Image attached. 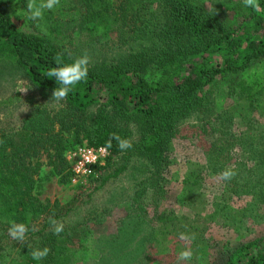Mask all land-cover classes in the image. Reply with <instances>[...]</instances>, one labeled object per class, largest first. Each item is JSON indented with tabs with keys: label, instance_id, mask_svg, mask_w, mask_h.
<instances>
[{
	"label": "rangeland",
	"instance_id": "rangeland-1",
	"mask_svg": "<svg viewBox=\"0 0 264 264\" xmlns=\"http://www.w3.org/2000/svg\"><path fill=\"white\" fill-rule=\"evenodd\" d=\"M190 1L216 13L237 34L246 35L252 21L264 25V0H259L260 11L246 8L242 0ZM114 9L117 21L111 31L91 38L80 29V0L60 2L53 10L64 36L63 50L74 59L87 53L89 65L101 66L122 60L132 48L147 46L142 32L154 30L157 2L143 0L139 14L126 0H115ZM26 13L22 6L13 17L16 25L26 24ZM240 82L264 86V57L236 74L217 78L207 107L178 123L158 190L147 158L131 156L125 161L127 151L112 156L96 178L80 185L70 183L66 164L54 160L50 143L43 141L31 151L30 159L40 163L34 194L42 202L63 206L58 222L64 224L71 264H176L185 247L191 249L192 259L180 264H218L228 250L264 234V204L259 215H253L249 197L232 195L219 178L233 165L240 172L251 167V154L239 155L240 145L245 151L264 146V89L258 100L249 102L239 97ZM19 87L29 88L22 92ZM63 107L51 94L43 95L21 69L0 60V131L13 133L38 110L59 115ZM137 123L131 122L132 144L139 133ZM82 144H87L83 133L64 132L65 159ZM258 188L264 191V186ZM161 217L166 218L164 227L157 232ZM180 233L190 239L180 240Z\"/></svg>",
	"mask_w": 264,
	"mask_h": 264
},
{
	"label": "trees",
	"instance_id": "trees-1",
	"mask_svg": "<svg viewBox=\"0 0 264 264\" xmlns=\"http://www.w3.org/2000/svg\"><path fill=\"white\" fill-rule=\"evenodd\" d=\"M154 1L159 9L152 24L154 30L142 32L147 46L132 48L126 57L110 65H88L87 79L62 101L59 115L41 109L15 132L0 131V264H71L68 237L64 232L54 234L49 223V217L57 221L61 218L63 206L57 201L42 202L34 194L40 163L32 161L30 153L43 141L51 144L58 165L66 164L68 179L62 139L64 132L71 130L77 135L83 133L87 145L110 150L101 169L109 165L112 156L124 151L125 161L131 156L146 157L154 168V188L158 190L168 170L171 139L178 123L207 107L217 78L236 74L264 57L263 24L252 21L245 28L246 35L237 34L201 4L190 0ZM26 3L0 0V60L21 69L43 95H52L59 84L45 74L57 66L55 56L63 54L66 63L74 58L63 50L64 36L54 10H45L42 19L33 21L27 19ZM80 3L84 8L80 29L91 38L108 34L117 21L115 0ZM126 4L139 14L143 0H126ZM22 6L27 12L26 24L18 26L13 17ZM244 41L246 47L242 48ZM242 84H237L239 97L249 102L258 100L264 86ZM133 120L138 122L139 133L132 147L121 151L115 140L108 147L113 133L129 139ZM240 147L238 154H251L252 165L244 172L233 165L236 175L226 181L227 187L232 195L248 196L253 215L258 216L264 204V191L258 188L264 186V146H249L246 151ZM165 219H159L157 232L162 231ZM13 221L28 226L25 242L9 236ZM44 247L50 249L48 255L33 260L32 250ZM218 264H264V234L228 250Z\"/></svg>",
	"mask_w": 264,
	"mask_h": 264
},
{
	"label": "clouds",
	"instance_id": "clouds-1",
	"mask_svg": "<svg viewBox=\"0 0 264 264\" xmlns=\"http://www.w3.org/2000/svg\"><path fill=\"white\" fill-rule=\"evenodd\" d=\"M246 8H251L254 11H260L259 0H242ZM60 5V0H27L26 8L28 11L27 19L36 21L43 18L45 10H53ZM55 64L57 66L50 68L46 72L48 78H54L59 87H55L52 92V100L55 102L63 101L67 98L69 93L81 82L87 79L89 56L87 53L76 57L70 63L64 61L63 54L57 53L55 56ZM29 87H19L17 90L26 92ZM112 140L117 142V147L121 150H127L132 147V142L129 139L122 138L118 133H113L108 140V147H111ZM236 175L232 168H225L219 173V178L223 181L231 180ZM49 223L52 226L54 234L59 235L64 230V224L58 222L54 217H49ZM33 230L35 228L33 227ZM29 231L28 226L24 223L11 222L8 229L9 236L21 243L26 241V234ZM180 240L187 241L190 237L185 233H180ZM194 238V237H192ZM50 249L47 247L36 248L31 252L33 260L44 259ZM192 251L190 248H183L176 257V264L181 261H190L192 259Z\"/></svg>",
	"mask_w": 264,
	"mask_h": 264
},
{
	"label": "built area",
	"instance_id": "built-area-1",
	"mask_svg": "<svg viewBox=\"0 0 264 264\" xmlns=\"http://www.w3.org/2000/svg\"><path fill=\"white\" fill-rule=\"evenodd\" d=\"M110 155V150L102 145L82 144L68 152L66 160L69 164L70 183L80 185L96 178Z\"/></svg>",
	"mask_w": 264,
	"mask_h": 264
}]
</instances>
